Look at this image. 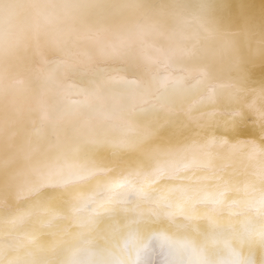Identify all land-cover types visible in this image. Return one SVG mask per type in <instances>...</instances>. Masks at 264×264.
<instances>
[{
    "label": "bare ground",
    "instance_id": "bare-ground-1",
    "mask_svg": "<svg viewBox=\"0 0 264 264\" xmlns=\"http://www.w3.org/2000/svg\"><path fill=\"white\" fill-rule=\"evenodd\" d=\"M0 264H264V0H0Z\"/></svg>",
    "mask_w": 264,
    "mask_h": 264
}]
</instances>
